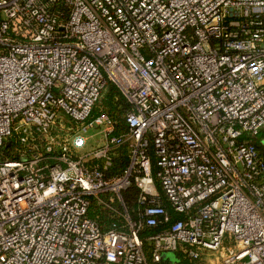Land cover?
<instances>
[{
    "label": "built area",
    "instance_id": "built-area-1",
    "mask_svg": "<svg viewBox=\"0 0 264 264\" xmlns=\"http://www.w3.org/2000/svg\"><path fill=\"white\" fill-rule=\"evenodd\" d=\"M6 144L0 264H264V0H0Z\"/></svg>",
    "mask_w": 264,
    "mask_h": 264
},
{
    "label": "trees",
    "instance_id": "trees-1",
    "mask_svg": "<svg viewBox=\"0 0 264 264\" xmlns=\"http://www.w3.org/2000/svg\"><path fill=\"white\" fill-rule=\"evenodd\" d=\"M108 108L110 111H108V115L115 118L119 119L120 113H122L123 109L125 110V105L123 104V101L119 95V93L115 90V88L111 87L109 89V94H108ZM106 107V106H105ZM120 108V109H118ZM95 111V109H94ZM99 113V111H96ZM262 154L264 155V151L262 150L261 147H258ZM2 151H0V161H2ZM127 164V159L125 157V154L123 151H119L117 157H115L113 164L109 170L110 175H115L121 173L124 168L126 167ZM137 196V190L135 188H130L126 192L123 193V199L128 207H133L135 206V200ZM165 204V203H164ZM167 207V204H165ZM116 208H119L118 206H115ZM97 209V210H95ZM95 219H97L98 224L100 228L105 231L110 228H113L114 224L115 227L120 228L121 223L120 220L110 211L101 209V208H93L91 209L90 212ZM147 246L145 249L147 250ZM184 256V255H182ZM186 257V256H184ZM175 263V262H174ZM177 263V262H176ZM175 263V264H176ZM157 264H172L169 260L167 259H161V261Z\"/></svg>",
    "mask_w": 264,
    "mask_h": 264
},
{
    "label": "rangeland",
    "instance_id": "rangeland-1",
    "mask_svg": "<svg viewBox=\"0 0 264 264\" xmlns=\"http://www.w3.org/2000/svg\"><path fill=\"white\" fill-rule=\"evenodd\" d=\"M110 88H111V86L108 85L105 88V90L102 91L101 99L97 103V105L95 106L94 114H98V112H96V111H99V112H102L105 114H108L107 112L110 111L108 106H107V104H108L107 98H108ZM118 109H120V108H118ZM118 116H121V113ZM84 136L88 139V146L89 147L94 146L95 140L98 139L97 130H88L86 133H84ZM14 146H15L14 144H6L0 148V151H2V159H7V158L9 159V158H15L16 157L17 151L13 150ZM41 148H42L41 146H38L37 151L39 152ZM105 199H107V198L105 197ZM95 210H97V209H95ZM90 212H91V210H90ZM147 247H149V244H147ZM182 255H184V254L181 251H179L178 253L166 252V253L162 254V258L164 260L165 259L169 260L172 264H175L176 262H177L176 264H218L221 261L220 254H218L216 252H201L200 257L196 260L189 259V258L184 257Z\"/></svg>",
    "mask_w": 264,
    "mask_h": 264
}]
</instances>
